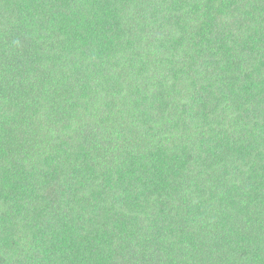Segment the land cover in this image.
Listing matches in <instances>:
<instances>
[{"label": "trees", "instance_id": "obj_1", "mask_svg": "<svg viewBox=\"0 0 264 264\" xmlns=\"http://www.w3.org/2000/svg\"><path fill=\"white\" fill-rule=\"evenodd\" d=\"M0 264H264V0H0Z\"/></svg>", "mask_w": 264, "mask_h": 264}]
</instances>
